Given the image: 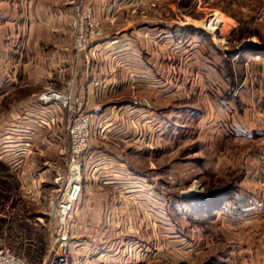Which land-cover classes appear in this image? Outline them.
I'll return each instance as SVG.
<instances>
[{"label":"rangeland","instance_id":"374dc122","mask_svg":"<svg viewBox=\"0 0 264 264\" xmlns=\"http://www.w3.org/2000/svg\"><path fill=\"white\" fill-rule=\"evenodd\" d=\"M148 1H153L154 6L149 11L150 17L142 20L145 24L181 29L190 47L200 45V50L189 56L187 77L191 80L184 82L181 76L180 92L166 105L163 101L161 104L176 109L175 114L193 109L194 116L189 124L173 123V130L169 128L158 143L150 137L154 128L143 127L140 133L143 130L145 141L152 139L153 143H144L143 149L127 148L121 156L133 177L148 178L145 189L150 197L147 202H134L145 213L144 221L136 218L137 229L144 228L143 234L113 237L116 243L118 239L123 243L128 238L135 239L136 249L123 252L127 257L122 263L264 264V213L242 224L239 220L233 224V218L224 214L230 206L223 209L225 200L237 192L239 195L256 192L264 200V0L138 2L141 6ZM135 28L116 29L103 24L102 36L121 30L136 32ZM204 64L206 79L213 78L206 86L199 79ZM220 96H224L225 104L220 102ZM9 101L0 102V119L5 114L1 110L9 108ZM151 104V98L143 95L131 105L135 109H149ZM212 105L221 110L206 130L198 126V118L208 113ZM142 112L147 115L146 110ZM239 127L242 136L234 137V129L238 131ZM140 142L138 138L135 146L141 147ZM1 151L0 246L32 264H42L55 240L50 196L58 187L56 180L68 176V138L64 132L61 140L51 142L43 153L31 154L15 172L4 156L10 153ZM195 185L198 190L186 195ZM241 198L238 196L235 202L237 207L245 204ZM79 216L78 208L74 214L76 221ZM99 233L91 238L102 243L105 238ZM147 248L150 253L144 256ZM71 254L72 264H82L81 247L74 248Z\"/></svg>","mask_w":264,"mask_h":264},{"label":"crops","instance_id":"0c3cea01","mask_svg":"<svg viewBox=\"0 0 264 264\" xmlns=\"http://www.w3.org/2000/svg\"><path fill=\"white\" fill-rule=\"evenodd\" d=\"M74 1L0 0V102L11 100L9 110H1L6 116L0 119V149L10 153L4 156L15 172L31 154L43 153L51 142L61 140L64 132L67 136L68 112L57 105L43 106L37 100V95L49 87L69 93L73 104L81 102L87 109L102 104L105 113L101 123L94 126V144L82 169L84 192L76 206L80 218L76 221L73 215L74 235L77 240L82 238L75 242V248L83 250L82 264H123L127 257L123 252L136 249L135 239L128 238L126 243L118 239L116 243L113 237L143 234L144 228L137 229L136 218L144 221L145 213L134 202H147L150 197L145 189L148 178L133 177L121 156L127 148L143 149L153 143L152 139L158 143L169 128L173 130V123L191 122L193 109L180 110V114L185 113L180 115L175 114L176 109L161 104L163 101L166 105L180 92L181 76L184 82L191 80L187 77L189 56L200 50V45L190 47L181 29L145 24L142 20L150 17L153 1L140 6L139 0H103L92 4L97 19L116 29L136 26V32L132 29L110 33L78 52L73 48L70 29ZM206 66L199 73L204 86L213 79H206ZM143 95L151 98V107L133 108L132 101ZM236 95L238 91L233 99ZM219 99L226 103L224 96ZM220 110L212 105L208 113L200 115L198 126L209 130ZM143 127L154 128L148 142L143 130L140 133ZM241 129H234V137L242 136ZM138 138L141 147L135 146ZM26 145H31V152L20 166L14 167L16 151ZM240 196L245 204H231L224 211L226 217L233 218V224L263 215L264 200L260 195L254 192ZM99 231L105 238L102 243L91 238L100 235ZM149 253L147 248L144 256Z\"/></svg>","mask_w":264,"mask_h":264},{"label":"built area","instance_id":"2783aa9c","mask_svg":"<svg viewBox=\"0 0 264 264\" xmlns=\"http://www.w3.org/2000/svg\"><path fill=\"white\" fill-rule=\"evenodd\" d=\"M92 4L90 0L74 1L70 29L73 48L78 52L85 51L93 41L99 40L103 35V24L95 17ZM37 96L38 102L43 106L57 105L68 112L67 136L70 143L67 156L68 176H63L57 181L58 187L50 196L49 210L54 223L55 240L49 251V257L42 264H72L73 254L71 253L77 240L74 235L76 223L73 220V215L84 192L82 169L85 157L94 144V126L101 123L105 111L103 105L99 103L93 104L89 109L84 107L81 102L73 104L72 96L69 93L58 92L50 87ZM134 105H139V101H134ZM17 130L15 129V131ZM262 145L264 147V140ZM30 152L31 145L17 150L13 166H20L24 156ZM0 264L32 263L0 246Z\"/></svg>","mask_w":264,"mask_h":264},{"label":"trees","instance_id":"16d2710c","mask_svg":"<svg viewBox=\"0 0 264 264\" xmlns=\"http://www.w3.org/2000/svg\"><path fill=\"white\" fill-rule=\"evenodd\" d=\"M258 55L259 56H263L262 54H258ZM238 196H240L239 195V192L232 194L230 198L226 199L225 200V203L226 204H224L223 209L226 208V207H228V206H230L231 204H235V202L238 201Z\"/></svg>","mask_w":264,"mask_h":264},{"label":"bare ground","instance_id":"6f19581e","mask_svg":"<svg viewBox=\"0 0 264 264\" xmlns=\"http://www.w3.org/2000/svg\"><path fill=\"white\" fill-rule=\"evenodd\" d=\"M198 190L197 186H192L191 190L186 193V195L191 196V194H194Z\"/></svg>","mask_w":264,"mask_h":264}]
</instances>
